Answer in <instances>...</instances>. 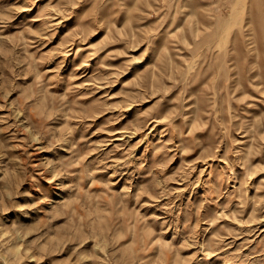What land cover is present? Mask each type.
Here are the masks:
<instances>
[{"label": "rangeland", "instance_id": "obj_1", "mask_svg": "<svg viewBox=\"0 0 264 264\" xmlns=\"http://www.w3.org/2000/svg\"><path fill=\"white\" fill-rule=\"evenodd\" d=\"M0 264H264V0H0Z\"/></svg>", "mask_w": 264, "mask_h": 264}]
</instances>
